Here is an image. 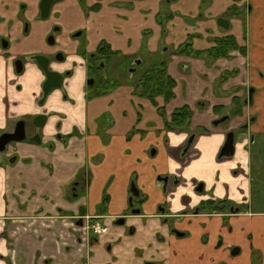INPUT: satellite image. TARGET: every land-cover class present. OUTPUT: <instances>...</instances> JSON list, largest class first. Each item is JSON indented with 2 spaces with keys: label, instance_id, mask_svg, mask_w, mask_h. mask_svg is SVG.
I'll use <instances>...</instances> for the list:
<instances>
[{
  "label": "crops",
  "instance_id": "0c3cea01",
  "mask_svg": "<svg viewBox=\"0 0 264 264\" xmlns=\"http://www.w3.org/2000/svg\"><path fill=\"white\" fill-rule=\"evenodd\" d=\"M76 1L65 14L82 15ZM38 3L28 0L32 16H25L19 0H0V133L24 120L26 136L40 138L2 152L0 264H264V209L251 200L252 150L264 144V0H97L85 22L71 26L84 31L85 60L73 50L57 61L43 54L53 52L44 42L55 21H40ZM230 8L242 11L244 22L228 17ZM218 18L228 21L227 28ZM223 37H233L243 53L212 62L170 58L167 73L175 88L168 103L134 95L130 83L87 100L86 57L101 43L120 54L112 63L147 68L185 43L206 51ZM35 55L47 56L49 68L63 74L61 88L42 104L44 76L30 60ZM233 71L219 81L222 72ZM251 87L252 103L244 104ZM234 98L241 114L230 117ZM183 105L192 110L189 133L166 128ZM40 114L47 119L36 129L32 119ZM226 116L224 124L212 125ZM244 124L234 154L221 157L226 134ZM223 199L242 210L191 214L201 202ZM81 212L106 231L81 242L74 231ZM119 218L123 224H116Z\"/></svg>",
  "mask_w": 264,
  "mask_h": 264
},
{
  "label": "trees",
  "instance_id": "16d2710c",
  "mask_svg": "<svg viewBox=\"0 0 264 264\" xmlns=\"http://www.w3.org/2000/svg\"><path fill=\"white\" fill-rule=\"evenodd\" d=\"M98 5L92 7L96 9ZM228 17L237 16L233 8L227 12ZM239 51L243 53V48H240L233 37H223L214 40V46L206 51H194L189 43H185L173 50L165 57L155 61L147 68H144L138 73L136 72L137 79L132 85L133 94L154 102L157 97H162L165 103L170 102L174 97L173 88L175 86L174 80L167 73V65L172 55H185L192 58H207L211 62L221 58H228L229 53ZM118 52L112 51L106 43H101L96 51L86 57V72L90 77L94 78V83H98V87L94 90L92 96L96 97L103 95L106 92L115 89L118 83L115 80H110L104 74L107 67L112 63V60L118 57ZM236 72H224L220 75L219 81L223 83L226 77L235 75ZM231 115L238 116L241 114L242 103L237 99H232ZM158 112L163 115L164 110L159 107ZM218 108L214 107L213 111L217 112ZM192 118V110L183 105L175 109L171 115L170 120L166 122V128L170 130H185ZM233 207L230 202L226 200H208L201 202L195 209L198 213H226L228 208ZM241 211L240 207H238Z\"/></svg>",
  "mask_w": 264,
  "mask_h": 264
},
{
  "label": "rangeland",
  "instance_id": "374dc122",
  "mask_svg": "<svg viewBox=\"0 0 264 264\" xmlns=\"http://www.w3.org/2000/svg\"><path fill=\"white\" fill-rule=\"evenodd\" d=\"M8 1H15V0H8ZM19 1H20L19 7H20L21 13L24 14L25 16H32L31 12L29 11L28 0H19ZM96 1L97 0H77L76 1L77 4L78 5L80 4V6H81L82 15L79 14L78 11H76L77 9L75 10V12L76 13L78 12L79 18L82 17L83 21H80L78 16H76L75 14L74 15L65 14L67 12H71L70 8L72 6H74V0H64V2H60V0H56L52 4L48 17L46 19H44V20L39 18L40 21H42V22H47V20H49V19L50 20L52 19V20L55 21V24L52 27V29H49L50 34L48 35V37L45 39V42H44L45 43L44 49H46V50L50 49L53 52H52V54L51 53L48 54V53L45 52V53H43L44 55H50L52 60H56L55 57L57 55L63 56L68 51L77 50V53H78L76 55L77 58L85 60V57H83L81 55V53H80V50L82 49L83 44H84V40H85L84 31L82 33V30L78 29L79 27L72 28L71 26L73 24H80L82 22H85V17L87 18V14L90 13V12H93V9L91 7L93 6L94 3H96ZM39 2H40V0H39ZM86 3H88L89 5L87 6ZM36 10H37V13H35V14L36 15L40 14V12H39V3L36 5ZM234 12H235V15H237L240 18H242V21L244 22L245 15L243 14V12L242 11L240 12L239 10H237V11L234 10ZM38 24H40V22H38ZM25 25L27 26V23H25ZM41 25H42L43 28H44V26H46L45 23H42ZM57 28H58L57 31H53V29L55 30ZM31 29L32 30L34 29L33 25H31ZM84 29H87V27L85 25H84ZM78 33H79V35L76 36V34H78ZM50 37L53 38V44H49V42H48V39ZM172 56H174V55H172ZM182 56H185V55H182ZM197 59H201V58H197ZM221 59H227V58H221ZM63 61H64V59H63ZM63 61H61V62H63ZM61 62H59V63H61ZM208 62H211V61L208 59ZM76 64L78 65L77 62H76ZM142 66L143 65H140V66H138L136 68H131V67H128V64H127V62L125 60H123L122 62L119 61L118 63L116 61H113V63H111L107 67V69L104 72V74L107 75V77L110 80H115L118 83V85H121L120 83H122V84H124V83L133 84L134 80L137 79V76L135 75L136 72L138 71V73H139L140 71H142L144 69V67H142ZM131 71H134V72H131ZM74 72H75V76L78 77L79 72H76L75 70H74ZM223 73L224 72H222L221 74H223ZM87 76H88V78H85V80H84V89L88 93V99L87 100H91L93 98L92 94L94 93V90L98 87V83L95 82V83H93V85L88 86L87 81L90 80V79H94V78L90 77L89 74H87ZM230 77L231 76L226 77V78L228 79ZM174 88H175V86H174ZM87 93H86V95H87ZM245 96L247 97V93H246ZM172 99H174V97ZM161 108L163 110V107H161ZM231 111H230L229 115H230V117H234V116L231 115ZM104 119H106V118L104 117ZM191 120H192V118H191ZM190 125H191V121H190L188 127L184 128L185 130L181 129V130H176V131H185V132L189 133ZM194 130L195 129H192V131H194ZM235 131H236L235 132L236 135H238L241 132L240 128L235 130ZM260 149H261V152L263 153V157H262L261 161H260V158H259ZM2 155L3 154L0 153V164L3 165L4 163H2L3 162ZM252 159L254 161H253V168H252L253 172H252V199L251 200H253L255 202H259L262 205V208L264 209V144H262V145H258L257 144V145H255L253 147ZM84 183L85 184L87 183V179L86 178L84 179ZM0 191H1V189H0ZM6 201H7V198H6ZM10 208L11 207H7L8 210H10ZM82 221H84V220H79V223L81 224ZM89 226H94V225L89 223ZM95 227L99 228L97 233H93L92 229H90L89 232H88L87 239L84 238L85 236L82 235V231H78L77 230V225H74V231L76 232V234H77V236H78V238L80 239L81 242H83V238L86 239L85 242H89V239H90L91 236H100L101 234H103L106 231V229L104 227H101L99 225H96ZM81 238H82V240H81ZM253 258L254 259L256 258L255 254L253 255ZM146 262H147L146 264H150L149 261H146Z\"/></svg>",
  "mask_w": 264,
  "mask_h": 264
},
{
  "label": "water",
  "instance_id": "95a60500",
  "mask_svg": "<svg viewBox=\"0 0 264 264\" xmlns=\"http://www.w3.org/2000/svg\"><path fill=\"white\" fill-rule=\"evenodd\" d=\"M56 0H40L39 2V11H40V18L42 19H46L50 13V9L52 4L55 2ZM217 24L220 27L223 28H227L228 26V21L223 19V18H218L217 19ZM56 31V30H55ZM78 34H76V36H78ZM49 44H53V38L50 37L48 39ZM56 60H61L62 56L61 55H57L55 57ZM31 61H34L35 64L37 65V67L40 69V71L42 72L43 76H44V81L42 82V96H41V100L39 101V104H42L44 102V100L47 98V96L53 91V90H57L60 89L62 86V80H63V74H60L56 71H53L49 68V63L50 60L48 57L44 56V55H35L30 57ZM136 64H140V61H137ZM15 69L16 72H21L22 70V65H23V60H17L15 62ZM94 83V79H90L87 81L88 86L93 85ZM251 94H252V90H249V94H248V99L249 101H251ZM246 103V102H245ZM47 116L44 114H40V115H36L33 119H32V125L36 128L39 129L43 126V124L46 122ZM228 119V117H223L219 120H215L212 122V125L214 127L218 126L219 124L223 123L224 121H226ZM194 139V136H190L186 146L184 148V153L188 150V147L190 146V144L192 143ZM24 140H28L31 142H34L36 144L40 143V138L38 134H35L31 137H27L26 136V125H25V121L24 120H19L15 123L14 128L11 132H3L0 134V153L4 152L7 148L8 145H10L11 143L14 142H21ZM234 154V132L230 131L226 134V138H225V142L222 146V149L220 151V156L222 157H230ZM163 182L166 181L165 178L162 179ZM198 190H200V186L198 188ZM130 192L132 194V196L136 197L138 196V192L135 189L134 185H131V189ZM131 202V199L129 200ZM81 216H84L83 212L80 213ZM124 220L122 218H120V220H118L116 222V224H123ZM236 250L232 251V254H234Z\"/></svg>",
  "mask_w": 264,
  "mask_h": 264
},
{
  "label": "flooded vegetation",
  "instance_id": "af4514ba",
  "mask_svg": "<svg viewBox=\"0 0 264 264\" xmlns=\"http://www.w3.org/2000/svg\"><path fill=\"white\" fill-rule=\"evenodd\" d=\"M249 90H252V94H251V101H249V99H248V94H249ZM253 91H254V89L253 88H249L248 89V91H247V97H246V100L244 101V104H251L252 103V95H253ZM246 102V103H245ZM221 118H223V117H220V118H218V119H216V120H219V119H221ZM228 121V119L226 120V121H224L223 123H221V124H224L225 122H227ZM220 125V124H219ZM244 127V128H243ZM246 127H247V125L246 124H244L243 126H240V130H241V132L244 130V129H246ZM14 128V127H13ZM13 130V129H12ZM11 130V131H12ZM11 131H9V132H11ZM230 132V131H229ZM232 132H234V131H232ZM1 133H3V132H1ZM0 133V134H1ZM190 136H194V134H191ZM235 138H236V133L234 132V140H235ZM189 139V138H188ZM188 141V140H187ZM191 145V144H190ZM190 147V146H189ZM189 147H188V149H189ZM199 186L200 185H198L197 186V190H198V188H199ZM200 189H201V186H200ZM137 197V196H136ZM131 199V201H132V198H130ZM223 200H225V199H223ZM219 201V200H218ZM227 202H229L228 200H226ZM231 203V202H230ZM130 204L132 205V203L130 202ZM232 204V203H231ZM233 205V204H232ZM199 206V205H198ZM197 206V207H198ZM196 207V208H197ZM196 208H194L193 210H192V212H191V214H195V215H198V214H206V215H215V213L213 214H210V213H198V211H196L195 209ZM243 208V207H242ZM242 208L240 207V209L242 210ZM240 211H239V209H238V207H235V206H233V207H230V208H228V210H227V212L226 213H216V214H218V215H221V216H227V215H229V214H234V213H239ZM123 219V218H122ZM79 220H84V216H81L80 218H79ZM118 220H120V218L118 219ZM117 220V221H118ZM124 220V219H123ZM85 223H87L88 225H89V222H86L85 220L84 221H82V223L81 224H77V230L79 231V229L85 224ZM124 223V222H123ZM96 225L94 224V227H95ZM86 236L88 237V233L86 234ZM87 237H86V239H87ZM81 240H82V238H81Z\"/></svg>",
  "mask_w": 264,
  "mask_h": 264
},
{
  "label": "built area",
  "instance_id": "2783aa9c",
  "mask_svg": "<svg viewBox=\"0 0 264 264\" xmlns=\"http://www.w3.org/2000/svg\"><path fill=\"white\" fill-rule=\"evenodd\" d=\"M92 229L93 233H97L98 231V227H94V226H89L87 223H85L80 229L79 231H82V235L87 237L86 234L89 232V230Z\"/></svg>",
  "mask_w": 264,
  "mask_h": 264
}]
</instances>
